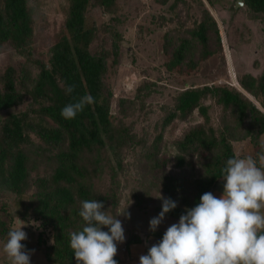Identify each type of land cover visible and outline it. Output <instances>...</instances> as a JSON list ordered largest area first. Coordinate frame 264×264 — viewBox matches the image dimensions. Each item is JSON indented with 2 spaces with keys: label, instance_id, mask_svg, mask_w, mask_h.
I'll return each instance as SVG.
<instances>
[{
  "label": "trees",
  "instance_id": "16d2710c",
  "mask_svg": "<svg viewBox=\"0 0 264 264\" xmlns=\"http://www.w3.org/2000/svg\"><path fill=\"white\" fill-rule=\"evenodd\" d=\"M193 1L200 18L186 25L180 7L186 9L188 17L191 5L187 0H153L161 6L171 2L167 21L172 26L163 34L162 44L165 69L186 77L212 56L223 55L224 42L214 12L230 51L237 45L239 49L249 44L254 47L250 68L237 80L253 101L235 86H190L179 92L164 112L158 124L160 132L148 149L153 172H162L169 162L159 155L163 131L175 121L187 120L195 111L203 119V124L186 131L175 147L179 167L184 165L186 156L195 157L204 174L190 180L165 177L162 184L165 198L177 202V207L165 216L178 220L185 209L200 202L202 194L213 193L222 180V167L235 156L232 142L248 138L258 160L262 153L260 136L264 134V0H242L244 8L237 10L233 8L235 0ZM92 8L109 16L104 29L111 37L110 51L93 49L100 29L88 19ZM118 12V0H67L63 29L49 48L47 60L34 61L31 48L36 33L35 5L32 0H0V50L5 45L12 47L35 62L38 70L31 80L29 72L17 71L13 66L0 72V112L18 107L29 98L23 111L0 117V195L22 197L31 192L24 213L39 223L37 247L48 264H77L69 246V233L84 226L79 216L81 201L102 202V210L112 214L119 205L114 186L106 191L96 187L104 171V158L111 156L119 165L124 151L144 144L130 129L111 119L113 94L106 75L110 58L114 63L119 58L122 37L117 28ZM247 14L258 24L260 32L245 19ZM25 79L30 82H24ZM68 85L75 86L71 94L65 92ZM85 94H91L95 103L86 105L74 119H64L60 114L62 108ZM207 101L222 110L224 122L219 132L209 125ZM32 138L39 144H34ZM43 157L51 162L47 170L39 167ZM110 171L114 181L116 171ZM161 210L162 202L154 211L159 214ZM10 229V214L2 206L0 241L7 238ZM45 230L51 231V240L43 245ZM148 235L161 241L164 234L156 230ZM137 243L140 238L132 234L126 247ZM114 259L122 264L118 256Z\"/></svg>",
  "mask_w": 264,
  "mask_h": 264
},
{
  "label": "rangeland",
  "instance_id": "374dc122",
  "mask_svg": "<svg viewBox=\"0 0 264 264\" xmlns=\"http://www.w3.org/2000/svg\"><path fill=\"white\" fill-rule=\"evenodd\" d=\"M32 2L36 8V33L31 48V57L34 61L47 60L49 48L63 29L67 0H32ZM187 2L191 5L188 17L186 9L180 7L181 17L186 25L190 24V20L200 18V11L194 1L187 0ZM118 4L117 28L122 37L119 58L116 63L110 58L106 75V82L113 94L111 119L114 124L130 129L144 141V144L124 151L119 165L111 156L110 159L105 157L102 177L96 182V187L103 191H106L110 185L114 186L117 191L119 199L117 211L114 214L110 212L108 214L115 217L118 212L124 210L130 213V218H126V215L117 217L122 222L125 235V241L117 243V253L122 250L127 251L125 243L132 234L142 236L143 240L151 238L148 235L149 221L154 216H158L154 211L162 202L158 196L165 198L162 189L165 177L190 180L204 174L200 160L197 161L195 157L186 156L185 163L181 167L178 166L176 160L179 153L175 142L181 139L191 127L203 124V119L197 111L187 120L175 121L163 131L159 155L169 160L166 167L162 169L163 171L153 172L150 166L148 149L160 132L158 124L166 109L172 105L174 97L190 86L201 87L213 84L234 87L232 72L238 80L241 74L250 68L249 63L254 52L252 44L243 49H239L237 45L230 51L225 43L223 55L218 53L212 56L189 76L184 77L168 72L164 67L166 57L162 51V44L163 34L172 26L170 21H167L171 16L169 10L171 2L161 6L153 0H118ZM240 8L244 6L237 9ZM213 15L220 26L221 36L225 40L223 26L218 16L214 13ZM250 16L247 14L245 19L260 32L258 24L251 21ZM88 19L100 29L93 49L110 51L111 37L104 29L109 16L99 8H92L89 10ZM227 55L230 56V60ZM6 66H13L20 72H29L30 80L34 79L38 72L35 62L28 61L26 57L8 45L0 50V72ZM26 81L29 80L25 79L24 82ZM28 102L29 98L26 97L22 105L0 112V117L23 111ZM206 104H210L209 125L217 132L221 131L224 122L221 108L214 102L207 101ZM228 122L231 120L229 119ZM32 139L34 144H39L38 140ZM55 153L51 152V154ZM39 162L41 169L47 170L51 167V162L46 157L39 159ZM110 170L116 171L114 181L111 179ZM30 196L31 192L22 197L0 195V208L3 206L9 212L11 228L20 226L18 219L25 222L22 230L26 232L27 239L21 243L26 246L27 250H34L31 253L30 264H47L43 254L39 252L41 248L37 247L39 245L37 243L39 223L24 213ZM43 235L42 243L45 245L51 240V231L45 230ZM5 242L6 239L0 241V264H9L2 250Z\"/></svg>",
  "mask_w": 264,
  "mask_h": 264
},
{
  "label": "clouds",
  "instance_id": "9594fccd",
  "mask_svg": "<svg viewBox=\"0 0 264 264\" xmlns=\"http://www.w3.org/2000/svg\"><path fill=\"white\" fill-rule=\"evenodd\" d=\"M74 85L65 88L66 94ZM95 103L91 94L65 105L61 116L74 119L86 105ZM223 194L205 192L200 202L185 209L178 223L169 226L162 240L153 244L139 264H264V154L258 160L249 156L228 158L221 169ZM162 199V210L149 221V231L155 232L165 214L177 207L171 198ZM97 200L81 201L79 216L82 230L69 233V246L77 264H117V243L125 241L120 215L130 218L125 210L114 217L103 211ZM7 233L3 252L9 264H30L31 253L21 243L27 239L22 229L25 222ZM107 227L108 231H103Z\"/></svg>",
  "mask_w": 264,
  "mask_h": 264
},
{
  "label": "crops",
  "instance_id": "0c3cea01",
  "mask_svg": "<svg viewBox=\"0 0 264 264\" xmlns=\"http://www.w3.org/2000/svg\"><path fill=\"white\" fill-rule=\"evenodd\" d=\"M260 142L262 144L261 154H264V134L260 136ZM232 146H233V151H234L235 156L244 157V156L251 155L255 159L256 157L255 149L252 146L248 138H241V139L235 140L232 142ZM223 183H224L223 180H221L218 183V185L216 186L215 190L212 193L214 196L220 197L223 194ZM178 222H179L178 219L165 216L164 220L158 226L157 230L161 231L164 234L166 229L169 226H171L174 223H178ZM139 238H140V243L132 244L127 248V251L122 250L116 254V256H118L121 259L122 264H139V257L141 255H146L147 249H149L153 244H156L159 241L155 237L153 238L151 237L148 240L147 238L143 240L142 236H139ZM125 246H126V243H125Z\"/></svg>",
  "mask_w": 264,
  "mask_h": 264
},
{
  "label": "bare ground",
  "instance_id": "6f19581e",
  "mask_svg": "<svg viewBox=\"0 0 264 264\" xmlns=\"http://www.w3.org/2000/svg\"><path fill=\"white\" fill-rule=\"evenodd\" d=\"M213 13H214V12H213ZM214 14H215V13H214ZM223 42H224V47H226V44H225L226 42H225V40H223ZM227 58L230 60V56H229V55H227ZM229 73H230V72H229ZM232 74H233V79H234V81H233L234 84H233V85H234L235 87H237L239 90H241V91L244 93L245 96H247L249 99L253 100V98H252L248 93H246L244 90L241 89V87L239 86L237 80L235 79V76H234V73H233V72H232ZM232 74H231V75H232ZM231 79H232V78H231Z\"/></svg>",
  "mask_w": 264,
  "mask_h": 264
},
{
  "label": "water",
  "instance_id": "95a60500",
  "mask_svg": "<svg viewBox=\"0 0 264 264\" xmlns=\"http://www.w3.org/2000/svg\"><path fill=\"white\" fill-rule=\"evenodd\" d=\"M243 6H244V4H243L242 0H237L234 4V9H237V8L243 7Z\"/></svg>",
  "mask_w": 264,
  "mask_h": 264
}]
</instances>
